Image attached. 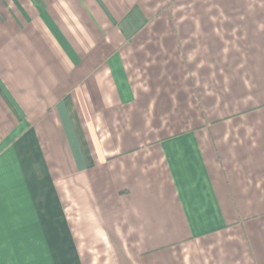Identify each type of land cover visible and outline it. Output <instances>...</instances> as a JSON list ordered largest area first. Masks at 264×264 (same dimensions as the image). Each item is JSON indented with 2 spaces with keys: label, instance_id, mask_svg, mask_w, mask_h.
<instances>
[{
  "label": "crops",
  "instance_id": "obj_1",
  "mask_svg": "<svg viewBox=\"0 0 264 264\" xmlns=\"http://www.w3.org/2000/svg\"><path fill=\"white\" fill-rule=\"evenodd\" d=\"M0 264H264V0H0Z\"/></svg>",
  "mask_w": 264,
  "mask_h": 264
}]
</instances>
